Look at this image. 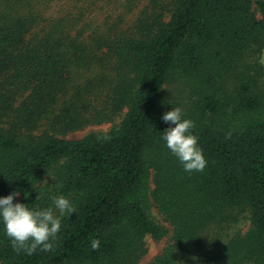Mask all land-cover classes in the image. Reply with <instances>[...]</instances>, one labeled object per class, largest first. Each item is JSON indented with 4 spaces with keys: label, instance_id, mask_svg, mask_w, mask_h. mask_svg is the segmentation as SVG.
Returning a JSON list of instances; mask_svg holds the SVG:
<instances>
[{
    "label": "trees",
    "instance_id": "trees-1",
    "mask_svg": "<svg viewBox=\"0 0 264 264\" xmlns=\"http://www.w3.org/2000/svg\"><path fill=\"white\" fill-rule=\"evenodd\" d=\"M52 1L0 0V196L46 208L63 195L76 212L31 255L0 228V264H139L148 236L169 238L149 264H264V94L249 79L222 91L264 48V0L262 19L254 0L106 14L77 0L49 14ZM172 85L187 88L170 98ZM172 105L195 124L202 172L186 173L162 139ZM125 109L109 131L64 137ZM241 212L251 229L229 234Z\"/></svg>",
    "mask_w": 264,
    "mask_h": 264
},
{
    "label": "clouds",
    "instance_id": "clouds-1",
    "mask_svg": "<svg viewBox=\"0 0 264 264\" xmlns=\"http://www.w3.org/2000/svg\"><path fill=\"white\" fill-rule=\"evenodd\" d=\"M161 119L168 125L161 131L162 139L183 170L186 173L202 172L207 160L199 147L197 135L192 132L194 122L184 118L178 107L165 112ZM18 195L19 192L13 190L8 195L0 196V228L4 235L9 238L15 251L23 250L31 255L38 248L41 251L51 250L61 230V218L76 212L74 205L65 196L55 195L51 197L53 207H29L27 203H14ZM24 196L27 198L28 192ZM99 245V240L94 239L90 247L96 250Z\"/></svg>",
    "mask_w": 264,
    "mask_h": 264
},
{
    "label": "rangeland",
    "instance_id": "rangeland-1",
    "mask_svg": "<svg viewBox=\"0 0 264 264\" xmlns=\"http://www.w3.org/2000/svg\"><path fill=\"white\" fill-rule=\"evenodd\" d=\"M77 0H53L49 3L46 12L49 14H58L62 13L63 11L71 8V4L75 3ZM259 0H254L252 9L258 19H262L263 15L260 13ZM129 2V3H126ZM147 0H103L97 1V5L90 6V5H81L87 9L96 8L95 12L101 13H119L125 10H135L134 12L137 13L140 8H142L146 4ZM94 12V11H93ZM257 48V47H256ZM238 70L233 71L230 77L222 83L224 85V89H222L223 93L227 96L229 95L232 90V85H239L243 80H251L254 82V86L256 87L257 91H261L264 94V48H260V50L254 51L247 59L241 60L238 65ZM237 75V77H236ZM241 78V80H238ZM173 90H172V89ZM187 87L180 86L177 88L175 85H172L167 88V93L170 95V98L179 97V91H184ZM176 107L175 105L171 106ZM127 109L124 110L122 115L118 116L114 121L111 122H104L101 124H93L86 127L83 130H78L74 132H70L66 134L64 137L67 139H79L82 138L84 135L90 132H106L112 129V127L119 123L124 114L126 113ZM152 185V184H151ZM153 213L156 219L166 225H169L164 221V218L161 214L154 208ZM58 215V213H56ZM251 229V219L248 212H241L238 214L237 220L235 223L230 224V229L228 230L229 234L234 233H241L245 234ZM168 237H165L160 240H155L151 236L147 237V245H148V253L144 256V258L140 261L139 264H149L158 254H160L167 245Z\"/></svg>",
    "mask_w": 264,
    "mask_h": 264
}]
</instances>
